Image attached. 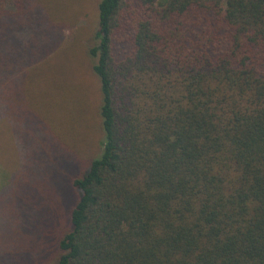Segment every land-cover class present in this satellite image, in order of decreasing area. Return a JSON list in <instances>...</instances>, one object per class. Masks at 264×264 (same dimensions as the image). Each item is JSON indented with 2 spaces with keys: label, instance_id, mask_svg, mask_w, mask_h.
I'll list each match as a JSON object with an SVG mask.
<instances>
[{
  "label": "trees",
  "instance_id": "trees-1",
  "mask_svg": "<svg viewBox=\"0 0 264 264\" xmlns=\"http://www.w3.org/2000/svg\"><path fill=\"white\" fill-rule=\"evenodd\" d=\"M33 4L0 0V102L42 62L12 66L6 49ZM97 10L96 95L78 91L75 114L57 116L90 156L68 180L65 220L46 223L52 264H264V0H100ZM44 127L57 186L77 153Z\"/></svg>",
  "mask_w": 264,
  "mask_h": 264
},
{
  "label": "rangeland",
  "instance_id": "rangeland-1",
  "mask_svg": "<svg viewBox=\"0 0 264 264\" xmlns=\"http://www.w3.org/2000/svg\"><path fill=\"white\" fill-rule=\"evenodd\" d=\"M99 1L33 0L35 5L29 9L28 19L22 17L18 32L6 46L9 51L14 48L12 66L16 62L26 66V61L35 57L36 62L39 58L42 62L35 63L38 66L30 68L31 72L21 74L13 95L6 102H0V244H7L0 264H37L48 248L51 252L49 257L45 256L44 264H52L56 256H53L55 227L46 223L65 220L70 197L74 195L68 180L82 169L90 156L78 154L79 149L76 150L69 138V127L57 128L56 124L60 123L57 116L64 112L75 114L72 100L78 98V91L80 100L83 96L87 98V94L96 95L97 82L90 68L94 58L89 49L96 44L94 33ZM43 20L52 26L51 34L46 33ZM47 54L51 57L44 61ZM40 76L45 81H41ZM47 96L56 99L52 100L55 105L46 103ZM61 101L68 105L62 108L63 112L56 107ZM74 104L77 106L76 102ZM43 108H46L44 112ZM45 123L48 127L53 125L61 139L60 143L57 141L60 151L72 149L77 153L68 170L60 164L59 170L64 176L53 174L57 186L47 177L49 165L54 161L49 154ZM81 125L84 127L85 122ZM36 154L42 157L39 165L34 162ZM52 166L53 170L57 168ZM18 176L23 180L19 188L14 186ZM36 190L41 193L37 192L36 203L32 206L29 199ZM20 211L25 213L23 217L28 222L20 224L15 220L14 215ZM45 231L47 238H44Z\"/></svg>",
  "mask_w": 264,
  "mask_h": 264
}]
</instances>
